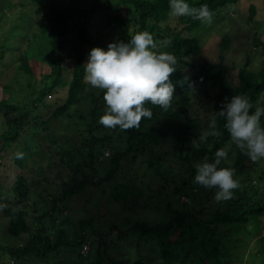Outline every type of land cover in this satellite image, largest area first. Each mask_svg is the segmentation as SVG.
<instances>
[{"label":"trees","instance_id":"obj_1","mask_svg":"<svg viewBox=\"0 0 264 264\" xmlns=\"http://www.w3.org/2000/svg\"><path fill=\"white\" fill-rule=\"evenodd\" d=\"M105 1L112 2L108 7L110 14L104 20L108 30L123 32L131 26L134 27V30L120 41L127 42L133 35L143 31L149 32L156 42L164 39L171 41L168 47H162L164 52L173 54L177 59L176 71L170 77L176 86L171 107L165 111L150 102L146 103L145 107L152 111L151 119L142 118L138 128L121 129L125 136L124 148L114 152L110 158L106 157L109 158L108 166L100 178L96 177L97 168H93V172L87 174L80 166L75 165L69 152L56 153L61 157V161L66 159L65 164L70 176L58 184V191L50 194L49 198L43 199L38 195L32 203V207L37 206L33 211L38 209L44 211L36 217L34 231L28 224L26 200L31 198L36 188L24 177H17L11 189L18 196L17 203L2 210L3 217L7 219L5 228L11 236L30 234L31 237L16 248L0 244V251L7 253L14 264L31 258L37 259L41 264H52L49 263L50 260L60 255L66 260L61 257L62 259H56L53 264H147L142 257L124 261L114 257L113 252L122 245L121 242L126 235L130 234L137 241L145 240L152 243L155 249L153 252L159 258L156 264H174L172 262L178 260L181 255H177V252L181 250L183 264H226L225 259L231 254L229 248L235 244H243L244 238L247 237L248 240L254 241L256 256L262 257L254 264H264V224L261 220L264 218V158L260 159L263 164L258 166L257 160L252 161L245 152L236 147L224 128L223 118L217 121V130L221 133L219 137H209L199 149L193 148L190 153L185 152L186 143L192 146L191 140H198L202 133L199 120L188 111L190 107L188 83L195 82L196 87L198 84H210L215 91L212 97V110H220L225 97L230 99L236 95H243L252 103L250 112L254 113L257 107L264 108V62L257 74L248 71L245 65L238 68L233 75L236 79L235 85L229 80L232 69L224 66L221 60L217 63L204 60L196 66L188 59L200 55L202 47L193 31L203 27L204 22L191 16H174L178 27L171 28L167 24L171 15L170 0H115V2L69 0L67 5L61 6L49 4L50 0H26L30 4V10L22 14L21 25L17 24L11 29L3 41V47L10 48L12 40L18 38L23 29H32L33 15L45 9L39 28L38 46L29 47V51L25 50L18 58L21 67L29 76L32 72L28 64L30 58L46 60L50 72L43 75L42 84L49 94L64 86V62L68 58L72 59L66 99L53 111L55 118L64 116L77 103L78 95L85 87L87 55L93 48L99 47L100 44L102 46L100 39L92 42L88 20L94 9ZM238 1L185 0L190 7L198 8L207 4L214 14L236 5ZM9 3L10 0H0L2 8L5 5L8 7ZM19 6L25 7L24 3ZM248 13V20L251 21L256 15V7L250 5ZM34 35L35 33H32L31 36ZM114 40L113 42H116L117 38ZM43 53L50 56L49 60L41 58ZM185 77H188V82H185ZM43 94L39 96L37 102H42ZM103 95L104 92L100 97ZM97 101V97L92 99L94 108L90 110L91 116L96 114ZM8 104L7 101L1 103L10 109ZM33 105L36 106V102ZM11 109L19 115L13 118V124L33 123L32 113L27 107L24 109L15 104ZM8 115L6 109L1 117L6 118ZM261 125L264 126V115L261 116ZM11 127L15 128V125ZM100 128L99 123H91L86 133ZM16 137L17 134L8 136L7 141L13 142ZM105 139L107 138L103 137L95 139L93 143H87L88 156L91 159L94 157L93 160L95 158L101 160L102 152L107 148ZM168 140H172L176 145L175 158L180 165V171L174 168L168 170L163 166L166 154L160 153L159 149ZM53 143L58 144L57 141ZM224 148L228 149V154L233 155L230 168L235 169L234 179L238 180L239 187L233 190L231 199L217 202L214 199L217 189H208L194 182L196 174L194 164L205 157L214 161L216 151ZM142 156L146 157V161L140 160L141 164L146 165L144 169L146 175L159 183L156 193L161 196L159 200L164 202L165 214L168 215L166 221L155 223L135 221L126 230L111 222L110 228L104 233L90 229L92 240L86 233L89 231L87 225L91 223L89 220L77 219L80 230L71 237L65 228L52 230L55 228V220L63 216L66 212L64 209L71 200L92 187L98 188L111 183V202L116 205L118 211L146 209L147 200L142 198L140 190L134 184L138 176H141L142 169H135L130 174V182L124 181L126 176L123 174L125 160L130 158L131 161H135ZM218 167L221 168L220 165ZM119 177L121 180H118ZM181 198L184 202L180 204V208H174L172 201L179 203ZM47 220H50L48 228L45 226ZM114 231L117 232L116 239H109L107 235ZM83 245H87L88 250L82 254ZM191 254L194 255L193 258L186 261Z\"/></svg>","mask_w":264,"mask_h":264},{"label":"rangeland","instance_id":"obj_2","mask_svg":"<svg viewBox=\"0 0 264 264\" xmlns=\"http://www.w3.org/2000/svg\"><path fill=\"white\" fill-rule=\"evenodd\" d=\"M115 2V0H113ZM8 7L4 8L0 5V244L2 246L16 248L22 246L30 237V234H21L17 237L7 233V219L2 215V210L8 206L13 207L17 203L18 196L11 190L15 184L17 177L22 176L28 182L32 183L36 188L31 195V198L26 200L28 224L33 227L36 217L44 211L37 209V206L32 207V203L41 195L43 199L49 198V195L58 191V184L62 180H66L70 176V171L67 169L65 161H61V157L56 154L60 151L69 152L75 165L80 166L85 173L91 174L93 168H97L96 177L100 178L105 173L108 159L117 150L124 148L125 136L121 128H108L100 124V118L106 111V103L103 97H100L104 90L93 88L85 82L84 89L78 95V101L66 112L64 116L55 118L53 111L61 106L67 95L68 83L70 81V68L72 59L68 58L64 62V86L48 93L43 86V75L50 72V66L46 60H37L30 58L28 62L31 68V76L25 73L19 56L25 50L29 51V47L38 46L39 44V28L41 20L44 16L45 9L39 10L33 15L32 29H23L20 36L12 40L10 48L3 47V41L11 32V29L17 24L21 25L22 14L30 10V4L26 0H10ZM69 0H50L49 4L55 6L67 5ZM24 3L25 7L20 8V4ZM112 2H103L91 14L88 20L89 34L92 42L100 39L102 46L100 48L107 50V46L115 41H120L121 38L129 35L134 27H129L127 30L110 31L105 27V18L110 14L109 5ZM250 5L256 7V15L248 20V8ZM167 24L175 29V18L170 15ZM21 28V26H20ZM194 36L200 41L202 50L200 55H196L190 59V62L198 64L204 60L217 63L220 60L224 66L232 69V74L229 80L232 84H236V79L233 76L238 68L245 65L248 71L257 74L264 62V0H239L234 6L227 9H222L218 14H214L211 24L203 23V27L197 29ZM35 33L34 36H31ZM39 35V36H36ZM25 35V36H24ZM257 42V44H256ZM95 44V43H94ZM159 51L164 52L162 48ZM41 56V53H39ZM41 58L49 60V55L43 53ZM89 54L87 55L86 63ZM18 58V59H17ZM196 93L188 95L190 107L188 111L195 116L201 125V131L209 130V115L212 113V97L214 89L210 84L197 85ZM43 94L42 102L37 100ZM97 97L96 114L90 115V110L94 108L92 99ZM3 101H7L8 108L1 105ZM36 102V106L33 104ZM15 104L20 105L25 109L27 107L33 116V123L29 125L24 122L22 125L13 124V118L19 117L15 110L11 107ZM8 112V117L1 115ZM93 124L99 123L100 129L87 134L86 129ZM15 125L14 127H11ZM17 134L16 142H8V136ZM20 136V137H19ZM106 137L105 145L107 148L103 150L101 160L91 159L88 156V142H94L95 139ZM57 141L58 144L53 142ZM54 149H56L54 151ZM193 147L190 143H186L185 152L190 153ZM160 153H165L163 166L165 169H178L180 165L176 160V145L172 140L165 141L159 149ZM16 153H23V159H17ZM92 162L90 161V159ZM109 157V158H106ZM233 155L228 154V163L221 162V168L231 167ZM146 161V157H138L135 161L130 158L123 162V174L125 182H130V174L135 169H142L141 176H138L134 182L135 186L140 190L142 198L147 200L148 206L146 209H130L129 211H118L116 205L111 202L112 185L106 184L100 187H92L86 190V193L71 200L70 204L64 209L66 211L61 218L55 220V228H65L68 236H72L80 230L77 219L89 220L91 223L87 225L89 231L86 232L88 238L90 231L106 232L111 222L126 230L135 221L140 222H162L168 219L165 214L164 202L160 201V195L156 193L158 182L148 178L145 169L146 165L141 161ZM203 160L194 164V167ZM211 162V160H209ZM258 166L263 164L260 159L257 161ZM196 168V167H195ZM145 173V174H144ZM123 174H121L123 176ZM120 175V176H121ZM121 180V177L118 178ZM155 191V192H154ZM41 192V193H40ZM184 202L181 198L179 203L172 201L174 208H180V204ZM48 205V204H47ZM132 210V211H131ZM264 224V218L261 219ZM46 228L49 227L50 220L46 221ZM66 222V223H65ZM63 223V224H62ZM85 227L86 229H88ZM91 229V230H90ZM111 235V236H110ZM117 232L110 233L109 239H116ZM127 234L122 240L119 248L113 252L117 260L135 259L142 257L147 264H156L159 258L153 252L155 251L152 243L145 240H139ZM259 235H257L258 237ZM257 237L255 239H257ZM55 238V235H53ZM139 242V243H138ZM254 241L244 238L243 244H235L229 248L230 257L226 260V264H254L262 258L254 251ZM195 254V252L193 253ZM193 254L189 255L186 261L193 258ZM178 257L174 264H183V252L178 251ZM63 255L56 257L62 259ZM257 257V258H256ZM54 259V258H53ZM50 260L49 263H55V260ZM63 259H65L63 257ZM66 260V259H65ZM9 259L7 253L0 251V264H14ZM16 264H41L37 259L21 261ZM169 264V263H166ZM187 264V263H185Z\"/></svg>","mask_w":264,"mask_h":264},{"label":"clouds","instance_id":"obj_3","mask_svg":"<svg viewBox=\"0 0 264 264\" xmlns=\"http://www.w3.org/2000/svg\"><path fill=\"white\" fill-rule=\"evenodd\" d=\"M169 7L173 16H191L208 24L212 23L214 16L207 4L196 8L190 7L185 0H170ZM170 43L168 39L156 42L149 32L143 31L127 42L108 44L107 50L95 47L90 51L84 79L93 88L104 90L106 111L100 124L123 130L138 128L142 118L152 117L146 103L165 111L171 107L176 86L170 77L176 71L177 59L171 53L159 51ZM184 80L188 82V77ZM188 89L190 93H196L195 82L188 83ZM252 107L246 96L225 97L220 110L213 109L209 115V130L203 131L198 140H191L193 148L199 149L209 137H219L217 121L223 118L224 128L236 147L252 161L264 158V126L261 125L264 108L257 107L251 113ZM23 155L16 153V158L23 159ZM222 161L229 162L227 148L218 149L214 161L205 157L195 166L194 182L208 189H217L214 195L217 202L231 199L233 190L239 187L238 180L234 179L235 169L218 167Z\"/></svg>","mask_w":264,"mask_h":264},{"label":"built area","instance_id":"obj_4","mask_svg":"<svg viewBox=\"0 0 264 264\" xmlns=\"http://www.w3.org/2000/svg\"><path fill=\"white\" fill-rule=\"evenodd\" d=\"M88 250V246L87 245H83V247H82V254L83 253H86V251Z\"/></svg>","mask_w":264,"mask_h":264}]
</instances>
